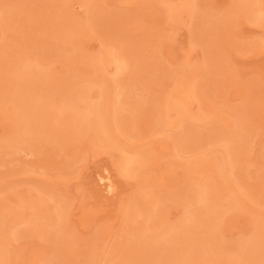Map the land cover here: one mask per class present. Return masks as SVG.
<instances>
[{
  "label": "rangeland",
  "instance_id": "rangeland-1",
  "mask_svg": "<svg viewBox=\"0 0 264 264\" xmlns=\"http://www.w3.org/2000/svg\"><path fill=\"white\" fill-rule=\"evenodd\" d=\"M196 185L212 225L156 243ZM258 221L264 0H0V264H227Z\"/></svg>",
  "mask_w": 264,
  "mask_h": 264
},
{
  "label": "bare ground",
  "instance_id": "bare-ground-1",
  "mask_svg": "<svg viewBox=\"0 0 264 264\" xmlns=\"http://www.w3.org/2000/svg\"><path fill=\"white\" fill-rule=\"evenodd\" d=\"M243 1H245V0H243ZM243 6V5H242ZM18 68V67H17ZM89 104V103H88ZM91 104V105H90ZM89 105V109L91 110L92 108H93V111H92V114H91V112H89V113H87V112H85V114H79L78 116H76V117H78V121H77V123H74V120H73V123L75 124V127L77 128V129H83L82 131H84V132H86L87 130H89V129H93L94 128V124H95V128H96V130H97V134H96V136H95V138L96 139H98V140H104L103 138H104V136H108V135H110L111 133H110V131H109V129H107V126H104V125H101V124H97V123H94L95 122V119H94V116H97L98 115V113H96V112H99V111H97V110H100V109H96L100 104H96V105H94V104H92V103H90ZM93 105V106H92ZM182 109V108H181ZM83 110V109H82ZM92 115H94L93 117H92ZM70 116V115H69ZM51 119V118H50ZM71 119V118H70ZM73 119H75V118H73ZM193 119V118H192ZM20 120H21V118H20ZM101 122V121H100ZM69 123V122H68ZM70 124V123H69ZM67 126V125H66ZM81 131V132H82ZM79 135H80V133H79ZM241 135V134H240ZM240 137V136H239ZM231 141H229V143H230ZM229 143H227V146H228V144ZM232 143V142H231ZM244 144V143H243ZM229 148V151L231 152V150H232V152H231V154L228 152V154H230V155H233V156H231L230 157V155L228 156V157H230V158H228L229 160L233 157V158H235V155L233 154V152H234V143H233V145H231L230 146V144H229V146H228ZM235 148H236V146H235ZM234 149V150H233ZM226 150V149H225ZM227 151L228 150H226V153H227ZM235 153V152H234ZM223 157V156H222ZM222 157H220L219 158V160H218V162L219 161H221L222 159H224V158H222ZM224 157H225V159L227 158V156H226V154L224 155ZM232 158V159H233ZM221 159V160H220ZM222 160L220 163H218L219 165H217V167H218V169H220L219 171V174H218V176H219V179L222 181V183L223 182H226L227 181V178H226V174H224L223 173V171H225L227 168H226V164L228 163L227 161H229V160ZM216 167V168H217ZM123 171H129L128 170V168H126V167H124V170ZM215 172V171H214ZM218 172V171H217ZM226 172V171H225ZM219 181V180H218ZM200 185V184H199ZM110 186V185H109ZM108 186V187H109ZM110 188H111V186H110ZM226 188H224V186H222V188H217V190L216 189H214V188H212V187H207V186H195V188H194V198H195V201H196V204L198 205L197 207H195V209H193V210H190V211H188L187 213H186V215H185V217L180 221V222H178L176 225H174V226H170V227H168L167 229H163L162 230V232L160 231L159 233H152L151 235H153V236H151L152 237V239L153 240H155L156 241V243H157V241H160V240H166V241H172V240H176L177 242H178V240L179 241H181V239L184 237V234L185 233H187L188 231H189V226H190V224L189 223H192L194 220H198V219H201V220H199V221H204V222H206V221H208L209 220V218H210V215H211V213L213 212V208L211 209V208H209V206H208V202L209 201H207L208 199L209 200H211L212 198L213 199H217V198H219L218 196H219V193L221 194L222 193V191L223 190H225ZM222 195H224V193H222L221 194V197H222ZM225 197V196H224ZM211 198V199H210ZM227 198H229L228 199V201H227V207H226V205H225V208H233V207H236V198H234L233 196H230L229 194H227ZM226 198V199H227ZM216 201H218V200H216ZM220 201V200H219ZM222 201V200H221ZM221 201H220V203H221ZM218 203V202H217ZM217 203L215 204L216 206H217ZM219 205V204H218ZM224 205H223V207H224ZM221 207V209H222V205H220ZM212 207H213V205H212ZM219 207V206H218ZM214 208H215V206H214ZM216 209V208H215ZM221 209H219L220 211H221ZM215 211V210H214ZM219 212V211H218ZM215 214V213H214ZM219 214V213H218ZM212 216V215H211ZM219 216H220V214H219ZM219 216L218 217H214V218H219ZM212 218V217H211ZM210 218V219H211ZM59 219H61L60 218V215H59ZM212 220V219H211ZM210 220V221H211ZM214 220H217V219H214ZM219 220V219H218ZM215 222V221H214ZM259 222V221H258ZM211 224V223H210ZM209 224V221H208V224H207V222H206V226H208V225H210ZM214 224V223H213ZM215 224H217V222L215 223ZM212 225V224H211ZM194 227V226H193ZM197 229V228H196ZM215 231V230H214ZM149 237V236H148ZM206 238V240H203L202 238V240L200 241V239H199V241H196V242H194L192 245H190V247H189V251H191V250H202L203 249V245H204V243L205 242H208L207 244V246H208V248H209V245H211L212 244V240H214L215 239V234H211L210 232L209 233H207L206 234V236H205ZM204 238V237H203ZM165 241V242H166ZM173 241V242H174ZM201 242V243H200ZM160 244H161V241L159 242ZM176 243V242H175ZM180 242H178V244H179ZM177 244V245H178ZM182 245V244H181ZM241 246L239 247V248H243V250H245V251H247V253H248V255H246L245 257H243V256H240L239 255V259H237L236 260V258H235V260L236 261H234L233 259L231 260V259H229L226 263L227 264H259V262L260 263H263L264 264V261H262V259H261V257H260V260H256L255 261V259L253 258V256H257V255H260L261 256V253L262 252H260L262 249H263V251H264V222H259V223H257V226H256V229L253 231V234H252V238L249 240V238H248V240L246 241V242H244V244H243V242H242V244H240ZM170 246H172V245H170ZM170 246H169V248H170ZM217 247V246H216ZM237 247V248H238ZM178 248L179 247H177V246H173V251L174 250H177L176 252H178ZM204 248H206V247H204ZM239 248H238V250H239ZM156 251L158 250V248H156L155 249ZM169 250V249H168ZM171 250V249H170ZM179 250H180V248H179ZM211 250V249H210ZM241 250V249H240ZM160 250H158V252H159ZM213 251V250H212ZM212 251H206V252H203V253H205V256H206V258L207 259H214V251L212 252ZM240 252V251H239ZM238 252V253H239ZM151 253V252H150ZM153 253V252H152ZM170 253V252H169ZM201 253V252H200ZM241 253V252H240ZM149 254V253H148ZM171 254V253H170ZM246 254V253H245ZM263 254V253H262ZM243 255V254H242ZM198 256V255H197ZM204 256V255H203ZM264 256V255H263ZM263 256H262V258H263ZM189 257V256H188ZM162 258V257H161ZM163 258H165V257H163ZM258 258V257H257ZM166 259V258H165ZM164 259V260H165ZM201 259V258H200ZM169 260V259H168ZM190 260V259H189ZM264 260V259H263ZM186 262H188V259H186L185 260ZM191 261V260H190ZM186 262H181V263H178V264H184V263H186ZM209 262V261H208ZM176 263V262H175Z\"/></svg>",
  "mask_w": 264,
  "mask_h": 264
}]
</instances>
